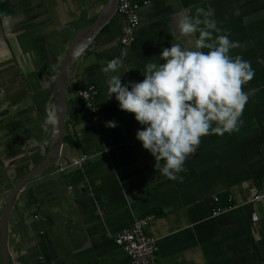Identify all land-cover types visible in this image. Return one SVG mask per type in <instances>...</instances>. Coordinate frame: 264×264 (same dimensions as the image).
<instances>
[{
  "label": "crops",
  "instance_id": "1",
  "mask_svg": "<svg viewBox=\"0 0 264 264\" xmlns=\"http://www.w3.org/2000/svg\"><path fill=\"white\" fill-rule=\"evenodd\" d=\"M6 1L12 14L0 22V264L10 193L52 141L53 128L41 124L59 69L75 35L95 23L108 0H0ZM201 6L215 9L218 26L240 44L231 54L251 61L255 75L244 85L249 100L239 131L202 137L183 180H171L136 138L143 126L135 114L110 98L114 73L102 69L120 57L122 82L143 80L145 65L158 61L164 47L194 46V36L171 33L178 13ZM140 16L126 55L120 38L127 21L116 6L75 61L59 160L20 190L7 219L11 264H130L115 238L149 212L156 264H264V198L252 201L264 194V0H152ZM90 83L101 89L100 123L88 119L76 95ZM82 156L87 160L80 163ZM217 208L223 211L214 215Z\"/></svg>",
  "mask_w": 264,
  "mask_h": 264
},
{
  "label": "clouds",
  "instance_id": "2",
  "mask_svg": "<svg viewBox=\"0 0 264 264\" xmlns=\"http://www.w3.org/2000/svg\"><path fill=\"white\" fill-rule=\"evenodd\" d=\"M177 16L172 36H194V46L164 47L158 61L147 62L141 81L122 82L120 57L102 69L114 73L107 81L110 98L114 94L120 109L135 114L143 126L136 138L155 157L156 169L171 180H183L185 161L196 153L202 137L239 131L249 100L244 85L255 75L251 61L231 54L240 44L218 26L213 7H197L194 14L184 10ZM82 52L79 46L73 50L77 57ZM58 108L49 104L43 130L59 125ZM107 125L116 127V122ZM31 143L39 141L32 138Z\"/></svg>",
  "mask_w": 264,
  "mask_h": 264
},
{
  "label": "built area",
  "instance_id": "3",
  "mask_svg": "<svg viewBox=\"0 0 264 264\" xmlns=\"http://www.w3.org/2000/svg\"><path fill=\"white\" fill-rule=\"evenodd\" d=\"M151 2L152 0H118L117 10L125 16L127 21L124 33L120 38L121 55H126L128 49L136 40L137 30L141 25V7L149 5ZM100 92V87L95 83L76 89V95L85 103L88 110V119L93 123H100L103 116L99 104ZM86 160L87 156H82L80 163ZM263 198L264 194L258 193L252 201L257 202ZM222 211V208H217L214 215H218ZM154 218L155 215L152 213L140 216L116 236L115 241L126 251L130 264H156L159 250L158 238L148 233V228ZM252 219L253 221L259 220L257 212L252 214Z\"/></svg>",
  "mask_w": 264,
  "mask_h": 264
},
{
  "label": "water",
  "instance_id": "4",
  "mask_svg": "<svg viewBox=\"0 0 264 264\" xmlns=\"http://www.w3.org/2000/svg\"><path fill=\"white\" fill-rule=\"evenodd\" d=\"M118 0H108L106 6L103 9L101 15L97 18L94 24L84 29L83 31L77 33L72 40L69 49L64 57L62 65L59 69L55 82L52 88V105H58V111L60 116L59 125L53 129L52 141L48 150L46 157L41 163H39L36 168L28 174L24 179H22L18 185L12 190L8 198L6 207L3 212L2 224H1V245L2 253L5 264H11L10 257L8 254V238H7V219L10 210L14 204V201L20 192V190L32 179L39 177L45 173L49 168L56 164L59 160L61 154V148L64 141V136L66 133V106H67V93L69 80L72 73V68L77 60V56L73 54V50L79 46L83 51L88 47L90 41L93 39L95 34L100 30L110 14L116 9L118 5Z\"/></svg>",
  "mask_w": 264,
  "mask_h": 264
},
{
  "label": "trees",
  "instance_id": "5",
  "mask_svg": "<svg viewBox=\"0 0 264 264\" xmlns=\"http://www.w3.org/2000/svg\"><path fill=\"white\" fill-rule=\"evenodd\" d=\"M12 14V10L11 7L9 5V3L6 2H0V22H2V20L7 17L10 16ZM92 70V69H90ZM87 86V85H86ZM84 87V86H83ZM81 100V99H80ZM82 101V100H81ZM83 102V101H82ZM85 104V103H84ZM86 106V105H85ZM87 109V107H86ZM88 111V110H87ZM148 214H151V212H149Z\"/></svg>",
  "mask_w": 264,
  "mask_h": 264
}]
</instances>
